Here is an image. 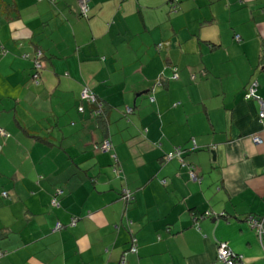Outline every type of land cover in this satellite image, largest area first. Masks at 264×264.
Returning a JSON list of instances; mask_svg holds the SVG:
<instances>
[{
    "label": "crops",
    "instance_id": "obj_1",
    "mask_svg": "<svg viewBox=\"0 0 264 264\" xmlns=\"http://www.w3.org/2000/svg\"><path fill=\"white\" fill-rule=\"evenodd\" d=\"M2 2L0 264H119L132 236L126 264H222L221 241L264 264V131L244 97L256 80L264 98V0H89L87 17L76 0Z\"/></svg>",
    "mask_w": 264,
    "mask_h": 264
},
{
    "label": "built area",
    "instance_id": "obj_2",
    "mask_svg": "<svg viewBox=\"0 0 264 264\" xmlns=\"http://www.w3.org/2000/svg\"><path fill=\"white\" fill-rule=\"evenodd\" d=\"M77 1H78V15H80V17H87L88 16V10H89V6H88V1L89 0H77ZM167 1H168V4L170 6L171 11H175L176 10V6H177V2L179 0H167ZM161 45H162V43H158L157 47H160ZM23 56L24 57H28V54L23 55ZM41 56H42V53L40 51H37L35 53V55L32 56L34 58L33 59V65H34V68L36 70H40L41 67H43L42 65H44V62L40 60ZM172 71H173V74H172L171 78L177 77V73H176L177 69L176 68H172ZM37 75L38 74H36V73L33 74V77H35L33 79L35 83H38V78H37L38 76ZM257 84H258L257 81L253 80L250 83V85L248 86L244 97L246 99L255 98V99L258 100V102H259V110H258V113H257V118H258L259 124L262 127V130L264 131V98H261V97H259L256 94ZM81 98L82 99H86V100H88L91 103L96 102V96L93 94V92H91V90H89L87 88V86L82 89ZM127 111L129 112L130 109L128 108ZM5 136H8V134L6 133ZM263 140L264 139L262 138V136H259V135H254L253 136V141L255 143H262ZM95 148L96 149L99 148L102 151H109V150H111L112 146H111L110 140L105 139V141H103L99 145H95ZM181 154H182V149L176 148V149H174V151L168 153L165 156V158L166 159H171L173 157H176V158L181 159L182 158ZM112 157H114V154L112 155ZM189 173H190L191 179H194V180L198 179V176L196 175V173L193 170V168L190 169ZM162 182L164 183L165 181L162 180ZM2 194L5 195L6 193L3 192ZM120 196H122V199L127 201V202H130L132 200V198H133L132 192H130L127 188H124L121 191ZM53 202H56V203L53 204ZM51 204L52 205H56L57 204V201H56L55 198L52 199ZM205 214L206 215H210L211 213L206 211ZM249 221L255 227H260L261 226V223H260L261 220L256 218V217H251L249 219ZM75 223H76V219L72 218L70 223H69V225L73 226V225H75ZM60 224L63 225L62 223L57 222L55 226L58 227V225L60 226ZM259 237L261 238V230H259ZM261 245H262L263 254H264V243L261 244ZM136 250H137L136 239H135V237L132 236L131 237L130 246H129L128 250L124 253V255L121 257L120 263L124 264L126 262V253L127 252L135 253ZM216 250H217V260L219 262H221L222 264H237L236 261H238L239 258H238L237 255H235L230 250V248L228 247L226 242H224V241L219 242L218 245H217V249ZM0 255H1V252H0Z\"/></svg>",
    "mask_w": 264,
    "mask_h": 264
},
{
    "label": "trees",
    "instance_id": "obj_3",
    "mask_svg": "<svg viewBox=\"0 0 264 264\" xmlns=\"http://www.w3.org/2000/svg\"><path fill=\"white\" fill-rule=\"evenodd\" d=\"M167 1V0H166ZM179 2H180V0L177 2V6H176V10L178 9V6H179ZM0 7H2L3 8V10L5 11V12H10L11 11V9L13 8V10H14V5L11 7L10 5H8V4H4L3 2H2V0H0ZM167 3H168V1H167ZM170 7V6H169ZM175 10V11H176ZM1 12H3V11H1ZM80 16V15H79ZM38 50H36V51H34V52H32L31 54H28V57H25V58H30L31 60H32V56H34L35 55V53L37 52ZM42 55H43V53H42ZM41 70H43V69H40V70H36L35 68H33V72H32V74H31V76L34 74V73H36V74H40V71ZM37 75V76H38ZM37 78H39V76L37 77ZM84 88V87H83ZM92 92V91H91ZM94 94V93H93ZM95 95V94H94ZM96 96V95H95ZM82 99V98H81ZM83 101H85V102H87V104L90 106L89 107V111H90V114L91 115H93L94 117H96V118H102L103 116H105L106 114H108V113H106V112H108L107 111V106L104 104V102L103 101H101V100H99L98 98H97V96H96V102H93V103H91V102H89L88 100H86V99H82ZM3 128V127H2ZM4 129V128H3ZM5 130V129H4ZM6 131V130H5ZM24 132L26 133V134H28L29 133V131H28V129H24ZM6 133L10 136V133H8L7 131H6ZM104 139H108V138H104ZM109 140V139H108ZM101 142V141H100ZM100 142H97V143H94L93 145H94V150H95V145H99L100 144ZM111 146H112V144H111ZM98 150H100V149H98ZM112 148H111V150H109V151H107V152H112ZM114 154V151L111 153V156ZM112 161L115 163V161L117 162V157L115 156V154H114V157H112ZM61 193H62V191H61ZM60 193V194H61ZM59 194V195H60ZM3 195V194H2ZM132 195H133V193H132ZM5 196V195H4ZM133 199V198H132ZM51 204V203H50ZM72 218H75L76 220H77V218L78 217H76V216H73ZM71 218V219H72ZM71 219L69 220V222L68 223H66V225H69V223H70V221H71ZM62 223V222H61ZM62 224H64V223H62ZM55 226V225H54ZM70 226V225H69ZM74 226V225H73ZM1 251V250H0ZM238 261H236V263H237Z\"/></svg>",
    "mask_w": 264,
    "mask_h": 264
},
{
    "label": "rangeland",
    "instance_id": "obj_4",
    "mask_svg": "<svg viewBox=\"0 0 264 264\" xmlns=\"http://www.w3.org/2000/svg\"><path fill=\"white\" fill-rule=\"evenodd\" d=\"M76 4H77V13H78V1L76 0ZM88 6H89V1H88ZM88 13H89V10H88ZM79 16V15H78ZM80 17V16H79ZM117 36H118V38H119V34H117ZM43 55L41 56V61H43L44 62V60H43ZM33 57H32V61H33ZM36 65V64H35ZM43 67H41V69H43L44 68V65H42ZM33 68H34V65H33ZM173 72V71H172ZM39 76V75H38ZM35 77H33V75L31 76V79H32V81H34L33 79H34ZM89 90H91L89 87H87ZM3 113H5V112H3ZM3 113H2V115H3ZM25 114H26V112H24V111H22V109H17V115L21 118V119H24V117H25ZM9 117V118H8ZM8 118V119H7ZM12 120V117H10V116H4L3 118H1V120ZM5 134H6V131L2 128V127H0V136H1V138L3 139V137H8V136H5ZM103 141H105V139H103L100 143H102ZM99 149V148H98ZM98 149H96L95 148V150H98ZM129 190V189H128ZM130 191V190H129ZM131 192V191H130ZM6 193V192H5ZM61 193V190H59V189H57L56 191H55V193L52 195V197H51V200H50V203L52 202V199L53 198H55L56 199V201H57V204L56 205H53V206H57L58 205V195ZM5 196H6V194H5ZM121 198H122V196H120ZM56 202H53V204H55ZM52 205V204H51ZM57 222H60V221H57ZM56 222V223H57ZM56 223H55V225H56ZM61 223V222H60ZM64 227V225H61L60 224V226L58 225V227H56V226H54L53 227V230H60V229H62ZM136 239V238H135ZM130 242H131V239H130ZM137 242V241H136ZM130 246V245H129ZM129 248V247H128ZM137 251V250H136ZM1 252V251H0ZM126 252V251H125ZM124 252V253H125ZM124 253L121 255V257L124 255ZM129 253H131V252H129ZM136 253V252H135ZM3 255V252H1V255H0V257ZM121 257H120V260H119V264H121L120 263V261H121ZM124 264H126V262L124 263Z\"/></svg>",
    "mask_w": 264,
    "mask_h": 264
},
{
    "label": "water",
    "instance_id": "obj_5",
    "mask_svg": "<svg viewBox=\"0 0 264 264\" xmlns=\"http://www.w3.org/2000/svg\"><path fill=\"white\" fill-rule=\"evenodd\" d=\"M258 85V84H257Z\"/></svg>",
    "mask_w": 264,
    "mask_h": 264
}]
</instances>
